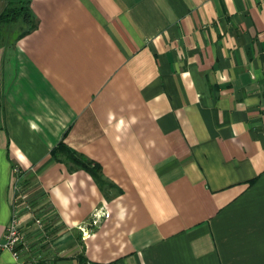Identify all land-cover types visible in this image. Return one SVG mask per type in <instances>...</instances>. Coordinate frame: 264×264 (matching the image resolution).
<instances>
[{
	"label": "crops",
	"instance_id": "0c3cea01",
	"mask_svg": "<svg viewBox=\"0 0 264 264\" xmlns=\"http://www.w3.org/2000/svg\"><path fill=\"white\" fill-rule=\"evenodd\" d=\"M29 2L0 30V264H264V0Z\"/></svg>",
	"mask_w": 264,
	"mask_h": 264
},
{
	"label": "trees",
	"instance_id": "16d2710c",
	"mask_svg": "<svg viewBox=\"0 0 264 264\" xmlns=\"http://www.w3.org/2000/svg\"><path fill=\"white\" fill-rule=\"evenodd\" d=\"M30 0H6V4L3 10L0 12V30L5 25L22 24L25 25V29L22 30L20 35L29 33L36 27L33 15H31L30 10ZM15 25V26H14ZM62 155L68 162H70L73 167L86 170L92 177L94 182L102 185L103 179L100 172V168L93 164L91 161L87 160L83 156H79L73 150L65 146L63 142L57 144V146L52 150V157L58 159Z\"/></svg>",
	"mask_w": 264,
	"mask_h": 264
},
{
	"label": "built area",
	"instance_id": "2783aa9c",
	"mask_svg": "<svg viewBox=\"0 0 264 264\" xmlns=\"http://www.w3.org/2000/svg\"><path fill=\"white\" fill-rule=\"evenodd\" d=\"M107 215L104 208H96L91 214V225L97 226L99 224V219ZM24 245L23 233L18 228L17 219L13 217L11 222L6 228L5 235L2 236L0 240V250H9L12 252L13 256L17 257V246Z\"/></svg>",
	"mask_w": 264,
	"mask_h": 264
},
{
	"label": "rangeland",
	"instance_id": "374dc122",
	"mask_svg": "<svg viewBox=\"0 0 264 264\" xmlns=\"http://www.w3.org/2000/svg\"><path fill=\"white\" fill-rule=\"evenodd\" d=\"M6 2V0H0V12L3 10V8H4V6H5V3ZM25 26H26V24L25 25H23L22 26V24L20 25L19 23L18 24H16V26L15 27H12L11 29H12V37H14L15 35H17V33L19 32V31H22L23 29H25ZM35 227V226H34ZM40 228H38V230H39ZM21 231V230H20ZM22 232V231H21ZM45 232V231H44ZM23 233V232H22ZM46 233V232H45ZM24 234V233H23ZM48 240V239H47ZM24 244H25V238H24ZM46 245L48 246L47 247V249L45 250V251H48L49 253V259L50 258H52V257H54V255L57 253V251L54 249L56 246H55V244L53 243V240L52 241H50V239H49V241L46 243ZM21 246H24V245H21ZM18 247V246H17ZM50 249L51 250H53V251H50Z\"/></svg>",
	"mask_w": 264,
	"mask_h": 264
}]
</instances>
